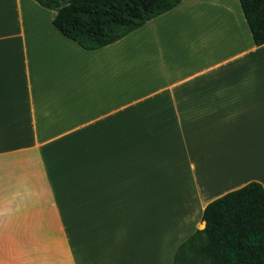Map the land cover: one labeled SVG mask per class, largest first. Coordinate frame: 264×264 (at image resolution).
<instances>
[{
  "label": "crops",
  "instance_id": "0c3cea01",
  "mask_svg": "<svg viewBox=\"0 0 264 264\" xmlns=\"http://www.w3.org/2000/svg\"><path fill=\"white\" fill-rule=\"evenodd\" d=\"M227 1L182 0L88 51L55 12L0 0V264H78L63 214H181L188 238L209 202L264 189V44Z\"/></svg>",
  "mask_w": 264,
  "mask_h": 264
},
{
  "label": "trees",
  "instance_id": "16d2710c",
  "mask_svg": "<svg viewBox=\"0 0 264 264\" xmlns=\"http://www.w3.org/2000/svg\"><path fill=\"white\" fill-rule=\"evenodd\" d=\"M84 50L115 43L182 0H33ZM256 46L264 44V0H238ZM66 3L65 6H61ZM204 228L176 249L173 264H264V189L249 182L211 202Z\"/></svg>",
  "mask_w": 264,
  "mask_h": 264
},
{
  "label": "rangeland",
  "instance_id": "374dc122",
  "mask_svg": "<svg viewBox=\"0 0 264 264\" xmlns=\"http://www.w3.org/2000/svg\"><path fill=\"white\" fill-rule=\"evenodd\" d=\"M218 1L222 5L228 2ZM229 4L233 5V1ZM169 206L173 210L178 207L172 204L161 208ZM66 216L63 214V226L78 264H173L177 247L187 238L178 235L184 230L181 214L165 219L166 215L158 213L155 218H148L157 223L149 231L141 226V219L139 229L126 217L96 219L79 213L74 220Z\"/></svg>",
  "mask_w": 264,
  "mask_h": 264
},
{
  "label": "water",
  "instance_id": "95a60500",
  "mask_svg": "<svg viewBox=\"0 0 264 264\" xmlns=\"http://www.w3.org/2000/svg\"><path fill=\"white\" fill-rule=\"evenodd\" d=\"M65 5H66V3H62V4H61L62 7L65 6Z\"/></svg>",
  "mask_w": 264,
  "mask_h": 264
},
{
  "label": "bare ground",
  "instance_id": "6f19581e",
  "mask_svg": "<svg viewBox=\"0 0 264 264\" xmlns=\"http://www.w3.org/2000/svg\"><path fill=\"white\" fill-rule=\"evenodd\" d=\"M215 1V0H214ZM218 1V0H217ZM219 2V1H218ZM208 3V2H207ZM212 3H213V1H212ZM206 4V3H205ZM215 6V5H214ZM215 7H217V6H215Z\"/></svg>",
  "mask_w": 264,
  "mask_h": 264
}]
</instances>
